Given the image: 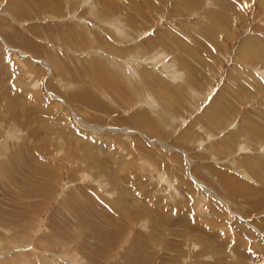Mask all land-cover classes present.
Wrapping results in <instances>:
<instances>
[{"label":"rangeland","instance_id":"rangeland-1","mask_svg":"<svg viewBox=\"0 0 264 264\" xmlns=\"http://www.w3.org/2000/svg\"><path fill=\"white\" fill-rule=\"evenodd\" d=\"M259 1L0 0V264H264Z\"/></svg>","mask_w":264,"mask_h":264},{"label":"bare ground","instance_id":"bare-ground-1","mask_svg":"<svg viewBox=\"0 0 264 264\" xmlns=\"http://www.w3.org/2000/svg\"><path fill=\"white\" fill-rule=\"evenodd\" d=\"M264 5V0H262V2H261V0L258 2V6L259 7H261L262 8V6ZM264 7V6H263ZM217 27V26H216ZM220 33V32H219ZM258 40H259V38H258ZM244 41V40H243ZM242 43L243 42H241V44L240 45H238L239 46V48L237 49V51H236V54H235V56L237 55L238 56V59H239V57H242V55H245V53H246V51L244 50L245 48H243V46H248V45H257V46H260L261 45V42H258L257 40H255V39H247L246 38V43L244 44L243 43V46H241L242 45ZM237 46V47H238ZM244 50V51H243ZM243 52V53H242ZM247 52H249V50L247 51ZM255 53V52H254ZM248 54V53H247ZM254 55V54H253ZM236 56V57H237ZM246 56V55H245ZM258 56V55H257ZM249 57H250V55H249ZM252 57H254V56H252ZM246 58H248L247 56H246ZM244 59V58H243ZM237 61V60H236ZM241 61V60H240ZM243 76V75H242ZM255 77V76H254ZM256 77H257V75H256ZM258 79H260V78H258ZM254 81V80H253ZM248 92V91H247ZM257 92V91H256ZM260 92V91H259ZM258 92V94H260ZM262 96H264V95H262ZM264 99V98H263ZM221 100V99H220ZM224 102H225V100H223ZM220 105V104H219ZM224 107V106H223ZM217 111V110H216ZM250 116H252V115H250ZM219 117V116H218ZM259 116H255L254 115V118H258ZM260 118H264V116L262 115ZM248 121H249V123H250V121H252L251 119H247ZM252 128V130H254V134L255 135H257V136H260L261 134L262 135H264L263 133H264V129H261V128H259L258 126H254L253 125V127H251ZM253 128H255V129H253ZM238 137V133L236 132V131H232L231 132V135H230V137H229V139L228 138H225V139H228L230 142L232 141V142H234V140L236 139ZM94 168V167H93ZM221 176H223V173H222V175ZM224 179H230V176L229 175H227V174H225L224 175ZM138 215H140V214H138ZM154 235V234H153ZM139 237V236H138Z\"/></svg>","mask_w":264,"mask_h":264},{"label":"crops","instance_id":"crops-1","mask_svg":"<svg viewBox=\"0 0 264 264\" xmlns=\"http://www.w3.org/2000/svg\"><path fill=\"white\" fill-rule=\"evenodd\" d=\"M228 135H229V134H228ZM228 135H227V136H228Z\"/></svg>","mask_w":264,"mask_h":264}]
</instances>
